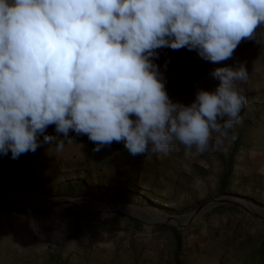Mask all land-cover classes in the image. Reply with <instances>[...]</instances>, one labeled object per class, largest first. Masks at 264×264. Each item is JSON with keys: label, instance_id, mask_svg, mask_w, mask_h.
Masks as SVG:
<instances>
[{"label": "rangeland", "instance_id": "obj_1", "mask_svg": "<svg viewBox=\"0 0 264 264\" xmlns=\"http://www.w3.org/2000/svg\"><path fill=\"white\" fill-rule=\"evenodd\" d=\"M152 60L169 98L185 105L218 86L215 68L243 65L240 121L202 153L179 143L166 156L133 157L122 142L95 151L86 135L50 125L54 139L39 136L35 152L0 154V204L24 209L0 210V264H262L264 26L220 64L187 48L157 49Z\"/></svg>", "mask_w": 264, "mask_h": 264}, {"label": "clouds", "instance_id": "obj_2", "mask_svg": "<svg viewBox=\"0 0 264 264\" xmlns=\"http://www.w3.org/2000/svg\"><path fill=\"white\" fill-rule=\"evenodd\" d=\"M261 26L264 0H0V154L35 152L39 136L54 139L50 125L95 151L122 142L133 157L166 156L179 143L202 153L240 121L247 70L215 68L218 86L185 105L152 58L187 48L220 64Z\"/></svg>", "mask_w": 264, "mask_h": 264}, {"label": "trees", "instance_id": "obj_3", "mask_svg": "<svg viewBox=\"0 0 264 264\" xmlns=\"http://www.w3.org/2000/svg\"><path fill=\"white\" fill-rule=\"evenodd\" d=\"M235 145H236V142H234ZM11 184V181L8 182V186H10ZM11 209L15 212H21V211H24V209L20 208V207H17V206H3V204H0V210H4V209ZM32 211L34 212H40V210L38 209H32ZM168 228L169 231H171L173 234H176L177 231L175 230V228L173 226H166ZM258 257H259V260L262 264H264V250H263V244L260 245L259 249H258ZM176 264H185L184 262L182 261H177Z\"/></svg>", "mask_w": 264, "mask_h": 264}, {"label": "water", "instance_id": "obj_4", "mask_svg": "<svg viewBox=\"0 0 264 264\" xmlns=\"http://www.w3.org/2000/svg\"><path fill=\"white\" fill-rule=\"evenodd\" d=\"M0 194H1V191H0ZM63 199V201H66V202H72L74 199H68V198H65V197H63L62 198ZM15 205V204H14ZM17 206H19V205H17ZM21 207H34V208H39V207H37V206H31V205H20ZM113 213H116V214H119V215H121V214H123L124 212L123 211H120V210H111Z\"/></svg>", "mask_w": 264, "mask_h": 264}, {"label": "bare ground", "instance_id": "obj_5", "mask_svg": "<svg viewBox=\"0 0 264 264\" xmlns=\"http://www.w3.org/2000/svg\"><path fill=\"white\" fill-rule=\"evenodd\" d=\"M110 206V205H109Z\"/></svg>", "mask_w": 264, "mask_h": 264}]
</instances>
